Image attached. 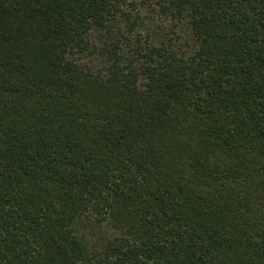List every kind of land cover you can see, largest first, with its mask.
I'll return each instance as SVG.
<instances>
[{"label":"trees","instance_id":"obj_1","mask_svg":"<svg viewBox=\"0 0 264 264\" xmlns=\"http://www.w3.org/2000/svg\"><path fill=\"white\" fill-rule=\"evenodd\" d=\"M0 264H264V0H0Z\"/></svg>","mask_w":264,"mask_h":264}]
</instances>
